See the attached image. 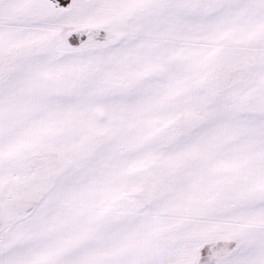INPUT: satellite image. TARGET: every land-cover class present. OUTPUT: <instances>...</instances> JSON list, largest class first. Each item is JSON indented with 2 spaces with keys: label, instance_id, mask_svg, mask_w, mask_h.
I'll list each match as a JSON object with an SVG mask.
<instances>
[{
  "label": "snow or ice",
  "instance_id": "obj_1",
  "mask_svg": "<svg viewBox=\"0 0 264 264\" xmlns=\"http://www.w3.org/2000/svg\"><path fill=\"white\" fill-rule=\"evenodd\" d=\"M0 264H264V0H0Z\"/></svg>",
  "mask_w": 264,
  "mask_h": 264
}]
</instances>
